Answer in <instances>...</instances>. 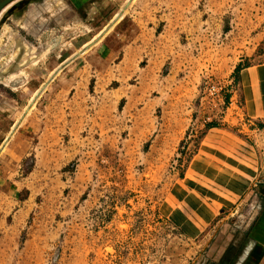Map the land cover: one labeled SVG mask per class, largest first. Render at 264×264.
I'll list each match as a JSON object with an SVG mask.
<instances>
[{"label": "rangeland", "instance_id": "374dc122", "mask_svg": "<svg viewBox=\"0 0 264 264\" xmlns=\"http://www.w3.org/2000/svg\"><path fill=\"white\" fill-rule=\"evenodd\" d=\"M19 1L32 51L0 72V264H264L259 191L197 239L161 210L208 129L260 128L239 71L264 64V0Z\"/></svg>", "mask_w": 264, "mask_h": 264}, {"label": "crops", "instance_id": "0c3cea01", "mask_svg": "<svg viewBox=\"0 0 264 264\" xmlns=\"http://www.w3.org/2000/svg\"><path fill=\"white\" fill-rule=\"evenodd\" d=\"M32 8L31 1L14 0L1 10L0 59L17 53L19 61L17 67L16 63L0 65V72L21 73L22 64H30ZM10 21L20 24L21 35ZM239 93L243 117L260 128L247 132L220 126L208 129L190 168L162 200V212L188 238H200L219 214L234 210L250 192L259 191L264 204V64L239 71ZM260 211L249 234L255 251L264 249V205Z\"/></svg>", "mask_w": 264, "mask_h": 264}, {"label": "water", "instance_id": "95a60500", "mask_svg": "<svg viewBox=\"0 0 264 264\" xmlns=\"http://www.w3.org/2000/svg\"><path fill=\"white\" fill-rule=\"evenodd\" d=\"M14 0H0V12L1 10L6 7L9 3H11ZM128 6V4L126 5V7Z\"/></svg>", "mask_w": 264, "mask_h": 264}, {"label": "bare ground", "instance_id": "6f19581e", "mask_svg": "<svg viewBox=\"0 0 264 264\" xmlns=\"http://www.w3.org/2000/svg\"><path fill=\"white\" fill-rule=\"evenodd\" d=\"M128 2V1H127ZM127 2L125 3V5L127 4ZM4 11H5V9H4ZM2 14H3V12H2ZM1 18V17H0ZM33 96H35V95H33ZM37 96V95H36ZM33 98V97H32ZM32 100V99H31ZM35 100V99H34ZM32 106V105H31ZM15 127V125L12 127V130H13V128ZM8 135V134H7Z\"/></svg>", "mask_w": 264, "mask_h": 264}]
</instances>
